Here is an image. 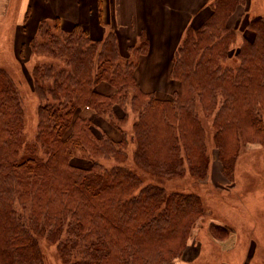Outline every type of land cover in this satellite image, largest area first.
<instances>
[{
  "label": "trees",
  "instance_id": "16d2710c",
  "mask_svg": "<svg viewBox=\"0 0 264 264\" xmlns=\"http://www.w3.org/2000/svg\"><path fill=\"white\" fill-rule=\"evenodd\" d=\"M247 5L249 0H215L209 18L187 29L171 71L180 89L168 99L141 89L137 63L121 53L116 31L92 40L80 24L67 29L60 18L40 24L30 47L53 60L33 68L44 103L29 155H21L26 139L17 83L0 69V264H51L42 240L56 245L61 264H167L186 251L206 214L199 195L145 185L125 165L82 168L71 160L82 152L124 162L130 140L123 127L134 113L130 132L140 169L163 179L186 174L206 179L202 113L212 120L218 157L225 174L232 175L241 145L264 136V15L246 20L252 36H243L235 49L238 30L230 27L237 9ZM149 49L143 33L129 51L138 59ZM232 56L238 67L224 65ZM102 82L115 93H100ZM127 97L131 112L119 115ZM85 108L114 126L121 138L102 134L92 120L80 117ZM37 144L43 159L34 155ZM213 226L228 233L225 226Z\"/></svg>",
  "mask_w": 264,
  "mask_h": 264
},
{
  "label": "rangeland",
  "instance_id": "374dc122",
  "mask_svg": "<svg viewBox=\"0 0 264 264\" xmlns=\"http://www.w3.org/2000/svg\"><path fill=\"white\" fill-rule=\"evenodd\" d=\"M214 1L202 0L201 12L186 17V21L196 19V24L190 23L187 29L196 28L209 18L212 14L211 4ZM263 4L264 0H249V5L239 7L232 16L230 27L237 29L239 35L236 45L233 46L234 49L240 44L243 36H252V33L246 30V20L250 19L249 17L264 15ZM57 7L60 8L59 5L54 4V0H7L4 13L0 14V69L6 70L18 86L23 107V132L26 139L21 149V155L24 156L30 154L29 146L37 142L38 126L41 121L40 106L44 103L36 92L33 68L53 60L45 55L34 54L30 47V40L39 36V26L43 21L53 24L54 17H51V10H57ZM199 20L202 22L197 25ZM187 29L182 38H175L172 35L163 47L169 49L175 39L180 41L178 49L184 42ZM128 47L129 49L133 47V42L125 44L123 56L128 57V61L132 63L137 62V58L131 54ZM168 56V53L161 54L158 51H153L151 56L142 54L138 58L139 67L135 68L137 79L142 83L144 91H155L161 99L170 98L180 89L179 81L171 76L172 61L164 59ZM239 64L235 56L224 63L226 67H238ZM129 101L127 97L125 109L120 107L117 109L119 115H123L125 110L128 113L131 112L130 104H127ZM128 118V122L124 124V127L122 126L124 131L128 132L126 136L130 140L127 159L124 162L112 157H90L82 152H76L71 163L82 168H90L94 163H101L108 169L119 164L125 165L139 174L145 185L156 183L166 188L168 192L200 196L206 214L193 230L186 251L172 263L167 264H264V136L260 141L256 139L254 142L241 145L234 171L228 176L218 157L212 120L201 113L207 132L209 157L206 179L199 180L191 177L190 174L179 178L163 179L151 176L150 172L140 169L135 164L137 142L130 131L133 130L137 115L132 113ZM101 119L99 123L96 121L93 123L102 134L108 133L116 139L121 137L114 126ZM37 147L33 151L34 155L40 159L45 158L40 144H37ZM213 225L225 226L228 233L214 230ZM41 246L51 264H61L56 255L55 244L42 240Z\"/></svg>",
  "mask_w": 264,
  "mask_h": 264
},
{
  "label": "crops",
  "instance_id": "0c3cea01",
  "mask_svg": "<svg viewBox=\"0 0 264 264\" xmlns=\"http://www.w3.org/2000/svg\"><path fill=\"white\" fill-rule=\"evenodd\" d=\"M6 1L0 0V14L4 13ZM54 4L60 8L51 10V17H54V20L60 18L64 28L69 29L75 24H80L87 29L92 40H102L112 29L119 36L121 53L126 49L125 44L133 42V47L137 46L145 33L150 42V49L149 53L144 55L151 56L153 51L168 53L169 56L164 59L172 61L171 65L180 41L174 39L169 49L163 47V44H166L172 35L175 38H182L189 24L193 22L196 24V19L186 21V17L203 9L202 0H101L102 13L99 16V0H54ZM206 5L205 3L204 6ZM201 22L199 20L197 25ZM136 63L139 67L138 59ZM138 83L144 91L142 83L140 81ZM97 90L105 95H112L116 91L107 82L100 83ZM79 116L97 123L101 119L90 108L81 110ZM120 138L119 136L117 139Z\"/></svg>",
  "mask_w": 264,
  "mask_h": 264
}]
</instances>
